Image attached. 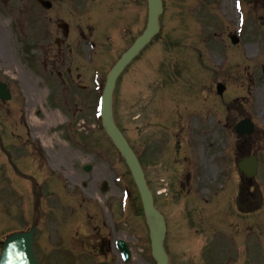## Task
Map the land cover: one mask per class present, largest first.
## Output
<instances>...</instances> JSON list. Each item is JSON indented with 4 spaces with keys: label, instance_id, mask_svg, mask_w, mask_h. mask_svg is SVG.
<instances>
[{
    "label": "flooded vegetation",
    "instance_id": "1",
    "mask_svg": "<svg viewBox=\"0 0 264 264\" xmlns=\"http://www.w3.org/2000/svg\"><path fill=\"white\" fill-rule=\"evenodd\" d=\"M34 1L49 2V10L45 13L48 15L50 34L54 36L53 47H50L51 67L60 78L65 76L72 78L73 70L70 67L72 62L69 57L73 46L79 43L81 46L92 41L101 49L111 45L113 51L118 53L120 43L123 45L132 43L136 37L137 26L144 24L145 0ZM163 1L165 9L167 5L172 4L177 11L168 14L164 11L160 23L162 34L195 35L200 29L194 27V24H202V22L207 26L201 29L203 34L206 31L209 35L213 33L228 35L231 30L229 21L224 22L223 19H219L217 25L213 17L205 18L188 11L189 6L192 8L196 0ZM197 1L201 5H206L211 0ZM256 5L260 12L256 30L259 35L264 36V2L259 1ZM64 23L67 24L66 37H63L60 31ZM252 30V28L248 29V31ZM110 32L116 35V41L113 39L111 43L109 42L112 38L108 36L111 35ZM104 37L106 43L102 41ZM146 51L145 48L143 54ZM215 63L221 61L204 66L206 75L197 72L191 81L162 82L154 93L148 94L145 104L146 127L151 131L152 128L159 131L160 142H157V148L153 145L152 149L151 146L148 147L147 174L153 179L162 181V196L165 197L160 202L158 200V203L166 208L163 212L164 217L168 219L176 215L175 223L181 227H206L226 223L231 217L232 201H235L236 213L245 217L247 194H252L253 190H248L247 185L251 180H248L243 172L238 171L237 164L251 157H254L258 164L264 163V85L260 89L259 96L237 100L232 97L230 68L218 70ZM129 71L130 68L127 73ZM201 84L203 88L200 87ZM200 93L204 94V97H199ZM73 95V99H76L78 93L73 92ZM243 120L252 123V130L249 134L238 136L235 128L237 123ZM150 138L151 133L147 136L149 142ZM158 148L160 149L157 150ZM158 151L161 156H158ZM57 165H59L58 161L50 164L51 167ZM232 165L236 166L238 178L234 195L231 189ZM40 168L41 166H38L36 169L38 179L42 178L43 181L44 174L49 180L57 177L55 173L50 174ZM64 174L70 184H78L82 189L93 182V179L90 183L85 182L84 179L87 177L84 174L69 169ZM40 183L38 181L31 203L33 223L37 228L42 220V216L39 215L42 203L53 195V200H49L50 204L52 203L51 207L47 209L48 221L56 228L54 234L64 237L73 231H70L73 220L65 207L68 208L72 202H76L74 198L76 194L64 188L59 202L54 204V192L45 194ZM35 187L34 184L33 188ZM114 190L116 186L111 181L104 192L103 206L108 205L105 215L99 208L92 211L100 222V230L96 238L97 246L91 253L96 258L109 260L114 264L119 255L117 241L121 239L130 249L131 258L141 260L147 252L143 249L139 251L140 255L135 256L136 249L131 244L135 237L139 243L141 239L140 245L147 243L141 235L144 234L145 226L135 219L127 222L123 220L122 223L110 219L120 214ZM77 191L76 189L75 192ZM100 192L102 193V190L95 187L92 188L91 194ZM130 199L129 211L136 217L137 205L135 199ZM45 204H43L44 208ZM172 204L176 205L173 214L169 211ZM79 215H82L84 227L81 229L78 225L75 226L79 228L81 236L92 240L94 236L85 225V220L90 219L91 214L79 211Z\"/></svg>",
    "mask_w": 264,
    "mask_h": 264
},
{
    "label": "rangeland",
    "instance_id": "2",
    "mask_svg": "<svg viewBox=\"0 0 264 264\" xmlns=\"http://www.w3.org/2000/svg\"><path fill=\"white\" fill-rule=\"evenodd\" d=\"M173 6L174 5H171L172 8ZM4 7L6 11L0 10V82L6 83L9 86L12 98L8 104L0 103V230L3 227V221H7L9 223L8 226L13 224L11 227V229H13L17 220L16 213H20L17 207L16 199L13 193L8 190L6 185L8 183H5L7 181L4 179V176H8L10 173V163L16 165V163L18 164V160L25 156L23 147L25 149H30L27 143L25 144L23 143L24 141L22 139L20 140L17 138V136H19L17 120L19 117H21L22 112L29 127H33V125H35L30 120L32 113H34L39 123L38 127L35 126V128H39L38 132H45L46 135L48 134V138L51 140L54 148L52 155L55 159L58 160L62 155V152L66 150L68 154L74 156L73 159L76 164L88 162L93 165V170L91 171L93 177L90 178L93 179L95 177L96 179L91 185L88 186L87 190L94 188L95 184H97L99 187L103 181L111 183L112 175H114L119 176L122 179L121 184L118 186L119 191L114 190V194L118 197L117 200H119L120 193L124 188L134 192V186L131 182V179L126 174L127 169L124 162L113 149L104 133L101 130H97L99 128L97 127L96 120H94L96 116L94 107L100 90L97 91L96 88L98 86L96 85L95 81H93V75H95V69L92 66L93 51H91L90 54L89 49H85L84 54H90V58L85 59V56L83 55V63L86 66H83L79 69L81 73V80L79 83L86 87V95L81 94L79 95L80 100H74L75 102L73 101L75 104V109L73 103L68 104V108L70 107L71 109L70 113H68L69 116L66 114L68 120L73 118V113L75 110L79 111L76 119L74 118V124L70 133L72 134V137H68L66 135V130L62 131L63 129L60 127V122H63L66 117L62 116L58 112L53 111H60V106L62 103L59 96L62 94L63 87L54 83V80H52L49 76L48 78H45L47 80V82H45V79L42 77V71L39 69L40 64L44 65V68L46 63L49 64V61L47 60V47L52 45V38L48 34L42 35V32L40 31L38 40H36V42L39 44L41 50L34 53L29 51L28 56H30L31 60H27L26 63L22 62V65H20V59H22L21 53L17 49L18 47L12 43V40L14 39V32L11 29L10 22L12 21V23H14L15 20L12 19L14 15H11L10 13L12 11H14V13H25L27 10L28 12H31L32 8L30 7L29 1L26 0L22 2H17L16 0H7ZM194 12L196 14L205 13L202 9V6L196 7ZM212 15L215 17V22L218 25L219 18H221V13L218 6L216 7L215 5ZM25 21L26 19L23 17L21 21L22 24ZM27 22L29 26V24H31V20L29 19ZM45 22L46 21H43L42 23ZM200 25L201 24H199V26ZM28 26L23 30L25 38H28ZM185 42H187V45H182L176 40H172L171 44L167 45L166 47H163L161 42H158L156 45H154V51L158 52L159 50L161 54L158 53L157 56H159V58L157 59L153 57V59L156 61V64L155 67L152 68L151 78L149 79L151 87H153L155 83L159 82V76L162 75L161 70L165 69L166 72H169L171 70L170 66H172L173 70L175 71V65H179L183 69V65H185L183 63L185 62L195 61L197 65L206 64L211 51L217 52L218 56L220 57H230L231 55L229 48L227 45H225L224 41H220L217 38L215 39L214 36L209 37L207 35L199 34L198 44L196 45H190L188 41L183 39L182 43ZM49 55L51 56V52ZM79 59L81 60L80 57L76 56L77 64ZM246 60L247 59H244L241 55L236 54L234 56L233 63H238L236 72H239L242 68H244ZM157 62L160 63V67H158ZM152 63L153 60L150 61V64ZM248 64L255 65V61L250 59ZM109 67L110 64H108L106 61L104 63V70L100 69V65L97 68L98 70L103 71V75L102 73L99 75L101 87L104 83V79ZM45 77H47V75H45ZM128 81L129 79H127L121 85V88L123 89H121L122 94L118 101L119 122L127 137H129L131 140L132 145H134L135 149L137 150V153L141 156V161L146 165L148 160L146 157L148 148L145 149V145H148L149 141L147 138H145V135L147 136L149 133H151V149L153 147L157 148V142L160 143L158 141L159 132L156 129L151 131L146 127L145 114L147 111L145 112L144 106L148 94L147 86L143 87V81L141 80L142 83L141 81L136 83V93L134 95H129ZM41 88L45 90L39 94L42 91L40 90ZM232 89L235 91L234 85H232ZM28 94L30 96H27ZM39 95L41 96L38 97ZM27 99L29 100V104H26ZM49 107H51L53 110L50 111ZM81 120H84V122L81 123L82 131H79L78 129L80 128L76 127V124L81 122ZM30 131H32V128ZM152 134H154V136H152ZM33 136L35 138L34 141L38 142L39 140L36 139V133L33 134ZM20 137L24 139L22 134ZM32 141V138H30L28 143L30 144ZM21 144H23V146H21ZM6 153L8 155L7 158L9 163H7V160H5L7 159L5 156ZM157 154L158 156H161L160 151H158ZM150 178H152V176H150ZM256 179V184H261L264 189V174H262L260 180L258 178ZM236 180L237 178L233 171L232 188H234ZM13 181L15 184H17L15 179H13ZM59 185L60 183L57 179L53 178L49 180L50 190V187L53 186H55V189H60ZM150 188L154 192L151 183ZM24 196L26 200L27 196ZM262 196L264 199V193ZM79 202L80 200L78 203ZM73 205L74 204L72 203V207H74ZM49 207L51 206L49 205ZM68 208L65 207V209ZM25 209L26 213V206ZM159 209L161 210V208ZM76 211L73 214V221L76 222L79 220L76 224L80 225V223L84 221L82 220L81 215H77L79 214L78 209ZM45 212L46 210L43 209L41 214H44ZM27 214H31V211H27ZM127 219L128 221L134 220L133 217H129ZM256 220L257 219L252 217V219H249L248 222L232 221L231 226L228 229H232L231 232L233 234H226L224 237L221 236L213 240L211 242L212 245H209L205 251L207 255L205 252L203 253V257H206L207 264H264V223L256 225L258 222ZM47 221L48 220H45L44 225L39 226V230L42 231L41 235L39 233L38 240V248L41 254L39 258L41 260H44L46 264H94L96 262V260L90 256H87L84 260L81 259L83 254H79V259L72 260L60 257L55 258L56 256L52 257L51 253L47 251L48 246H45L43 241V239L47 237L48 244H50L49 237L51 239V229H49L50 227L47 226ZM234 225H236L235 228ZM83 227L84 224H82V226L80 225L79 228L83 229ZM79 228L67 233L62 238L64 242L62 239H56L54 247H64L61 249L67 250H74L78 248L79 252L81 247H83L84 251H86V244H84L85 240L80 236L81 234ZM246 228L248 229L247 231ZM207 230L217 232L219 230H223V228H211V230ZM236 230V234L238 235L237 237L236 234H234V231ZM77 232L79 235H77ZM172 235H185V237L187 236L190 238L192 237V231L190 229H184L182 231V228L180 227H172ZM52 238L54 239L53 236ZM188 240L189 239L182 243L174 244L175 248L177 249L174 250L177 251L174 252V257L177 258V261L188 260L192 263H198L194 246ZM201 246L202 245H200V248Z\"/></svg>",
    "mask_w": 264,
    "mask_h": 264
},
{
    "label": "water",
    "instance_id": "3",
    "mask_svg": "<svg viewBox=\"0 0 264 264\" xmlns=\"http://www.w3.org/2000/svg\"><path fill=\"white\" fill-rule=\"evenodd\" d=\"M149 2V20L148 26L143 37L138 39L135 45L130 48L120 59L118 64L113 68L107 77L105 88L102 95V112L101 121L106 134L113 142L121 156L124 158L130 173L134 179L139 191L145 216L152 219L150 227V237L152 244L153 257L158 264H166V257L162 249V239L164 234V225L160 215L153 209L152 199L145 185L142 170L138 161L117 130L111 111L112 92L116 77L122 69L133 58L137 51L147 43L150 38L157 32V18L161 12L159 0H148ZM0 264H40L33 252V229L29 233L13 234L9 236L2 246L0 254Z\"/></svg>",
    "mask_w": 264,
    "mask_h": 264
},
{
    "label": "bare ground",
    "instance_id": "4",
    "mask_svg": "<svg viewBox=\"0 0 264 264\" xmlns=\"http://www.w3.org/2000/svg\"><path fill=\"white\" fill-rule=\"evenodd\" d=\"M31 120L34 122L35 126H37V127H38V122H37V119L33 117V119H31Z\"/></svg>",
    "mask_w": 264,
    "mask_h": 264
}]
</instances>
